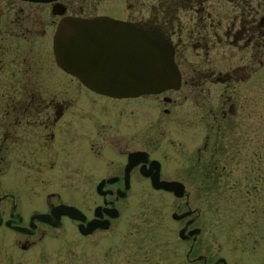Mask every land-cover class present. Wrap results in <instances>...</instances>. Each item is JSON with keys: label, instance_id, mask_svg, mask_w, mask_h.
<instances>
[{"label": "flooded vegetation", "instance_id": "af4514ba", "mask_svg": "<svg viewBox=\"0 0 264 264\" xmlns=\"http://www.w3.org/2000/svg\"><path fill=\"white\" fill-rule=\"evenodd\" d=\"M76 1L0 0L3 224L27 236L41 225L57 228L63 219L77 230L91 220L110 224L109 209L134 189L175 196L154 188L150 176L142 173L157 161L160 179L185 186L186 195L175 197L184 199L186 209L176 212L194 210L182 219L172 218L181 223L177 236L188 246V259L200 239L202 213L189 206L185 183L165 175L169 162L164 157H176L178 151L182 169L200 193H215L218 183L226 186L217 194L229 202L232 233L264 231V0H152L151 8L157 10L151 23L141 21L144 17L117 18L111 8L102 11ZM102 15L167 39L180 72L179 87L115 97L94 91L63 69L53 47L60 20ZM186 126L198 129L193 149L175 132ZM202 129L207 131L204 141ZM135 152L142 159L132 163ZM61 189L70 191L72 201ZM33 195L44 205L33 207L25 222L18 207ZM59 204L77 208L84 220L62 215L53 226L34 218ZM195 228L198 232L189 234ZM197 261L207 263L203 255L191 257L190 262Z\"/></svg>", "mask_w": 264, "mask_h": 264}, {"label": "rangeland", "instance_id": "374dc122", "mask_svg": "<svg viewBox=\"0 0 264 264\" xmlns=\"http://www.w3.org/2000/svg\"><path fill=\"white\" fill-rule=\"evenodd\" d=\"M89 4L97 5L102 11L111 8V15L117 18L129 16L138 20L144 17L143 22L148 18L147 23L155 18L157 10V7L151 8L152 0L76 1V5ZM175 132L180 137L178 139L188 142V147H196L198 129L195 131V128L186 126ZM206 133L202 129L203 141ZM170 155L164 157L169 162L165 175L185 183L189 206L202 213L198 220L202 230L193 256L184 260L188 246H184L177 236L181 223L171 217L173 212L186 209L184 199L178 200L165 192L134 189L126 199L117 202L118 217H112L106 229L90 235H82L68 219H63L57 228L41 225L33 236L0 225V264H201V261L190 262L191 257L198 255L206 257V264H222L220 258L226 264H264L263 230L248 228L244 232H231L229 202L226 196L217 194L226 186L218 183L214 185L215 193H200L195 181L182 169L180 152L176 151V157ZM66 190L61 189L60 193L72 201L70 191L64 193ZM179 203L182 206L178 209ZM43 205L33 195L32 200L20 201L18 211L26 222L31 209Z\"/></svg>", "mask_w": 264, "mask_h": 264}, {"label": "water", "instance_id": "95a60500", "mask_svg": "<svg viewBox=\"0 0 264 264\" xmlns=\"http://www.w3.org/2000/svg\"><path fill=\"white\" fill-rule=\"evenodd\" d=\"M53 47L56 60L63 69L101 94L135 97L176 89L180 85V72L174 61L172 44L155 31L127 20L107 15L62 18L54 33ZM141 154L133 153L130 161L136 163L142 159ZM152 162L149 169H142V173L150 176L154 188L171 191L176 197L186 195L182 182L160 179L158 162ZM193 211L173 212L171 217L182 219ZM62 215L84 220L77 208L67 204L53 206L50 212L38 213L34 218L56 226ZM109 215L116 217V208L109 209ZM2 223L0 214V225ZM6 225H9L8 221ZM108 225V220L102 223L91 220L86 225L80 223L78 229L87 235L98 227L106 229ZM30 226H33V221H30ZM17 229L23 231L24 227L18 226ZM197 232L198 228H195L189 234ZM180 236L183 237V230ZM219 261L226 264L223 258Z\"/></svg>", "mask_w": 264, "mask_h": 264}]
</instances>
